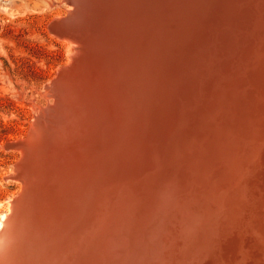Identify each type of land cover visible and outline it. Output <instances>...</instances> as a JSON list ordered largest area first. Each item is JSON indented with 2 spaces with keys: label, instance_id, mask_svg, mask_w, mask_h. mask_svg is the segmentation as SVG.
Returning a JSON list of instances; mask_svg holds the SVG:
<instances>
[{
  "label": "bare ground",
  "instance_id": "bare-ground-1",
  "mask_svg": "<svg viewBox=\"0 0 264 264\" xmlns=\"http://www.w3.org/2000/svg\"><path fill=\"white\" fill-rule=\"evenodd\" d=\"M23 3L68 58L0 264H264V0Z\"/></svg>",
  "mask_w": 264,
  "mask_h": 264
},
{
  "label": "rangeland",
  "instance_id": "rangeland-1",
  "mask_svg": "<svg viewBox=\"0 0 264 264\" xmlns=\"http://www.w3.org/2000/svg\"><path fill=\"white\" fill-rule=\"evenodd\" d=\"M22 2L25 0H0L1 219L11 213L10 203L23 191V184L13 177L22 158L20 150L7 145L25 140L38 108L52 103L45 96L44 87L47 89L52 83L58 67L68 58L65 46L48 33L50 19L66 15L67 6L56 4L42 11L28 8Z\"/></svg>",
  "mask_w": 264,
  "mask_h": 264
},
{
  "label": "water",
  "instance_id": "water-1",
  "mask_svg": "<svg viewBox=\"0 0 264 264\" xmlns=\"http://www.w3.org/2000/svg\"><path fill=\"white\" fill-rule=\"evenodd\" d=\"M24 144H25L24 141L15 142L10 147L21 149L24 146ZM16 176L17 177L15 179H19L20 176L18 177V173ZM30 193H31V187H29V186H28V188L24 187L23 192L16 199L17 202L15 201L12 216H11L10 220L8 221V227H10L12 229V232H13V230L18 229L21 222H22L23 214H20L17 211H19L20 207H22V208L27 207V198H28V194H30ZM9 232L10 231H8L5 234L6 241L8 240L7 235H9ZM0 255H1V253H0Z\"/></svg>",
  "mask_w": 264,
  "mask_h": 264
}]
</instances>
